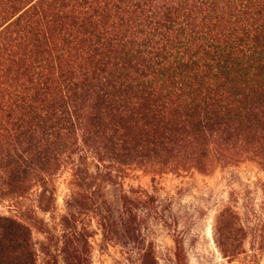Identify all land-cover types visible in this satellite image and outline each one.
Returning a JSON list of instances; mask_svg holds the SVG:
<instances>
[{
  "label": "trees",
  "instance_id": "obj_1",
  "mask_svg": "<svg viewBox=\"0 0 264 264\" xmlns=\"http://www.w3.org/2000/svg\"><path fill=\"white\" fill-rule=\"evenodd\" d=\"M87 155L108 180L129 167L208 174L243 157L264 164V0H0V199L36 191L40 212L53 215L56 176ZM261 190L251 228L231 207L214 220L229 263L260 264ZM77 194L59 236L43 220L0 215V264H37L34 229L45 264H59L51 246H89ZM121 197L125 207L131 198ZM94 219L104 238L120 226L136 239L126 208L114 222ZM140 260L158 264L151 248Z\"/></svg>",
  "mask_w": 264,
  "mask_h": 264
},
{
  "label": "rangeland",
  "instance_id": "obj_2",
  "mask_svg": "<svg viewBox=\"0 0 264 264\" xmlns=\"http://www.w3.org/2000/svg\"><path fill=\"white\" fill-rule=\"evenodd\" d=\"M106 177L90 155L77 158L56 176L53 215L40 212L36 191L22 198L0 199V215L16 216L30 225L43 220L59 236V219L66 213L72 193H78L71 204L78 212V229L84 226L91 231L89 246H51L59 264H141V250L147 248H151L158 264H177L176 238L182 243L181 264H239L229 263L217 249L212 235L214 220L225 207L236 210L246 228L260 218L264 164L250 157L218 164L208 174L192 168L161 172L129 167L112 173L109 180ZM125 193L131 199L124 207L121 196ZM125 208L137 216L130 225L137 230L136 239L124 238L120 226L116 230L112 226L113 237L104 238L94 218L117 220ZM33 236L37 264H45L47 258L40 246L45 237L36 229ZM64 248L68 249L66 254ZM74 250L79 259L70 258ZM259 260L264 264V254Z\"/></svg>",
  "mask_w": 264,
  "mask_h": 264
}]
</instances>
